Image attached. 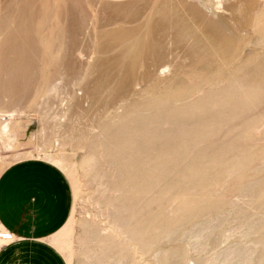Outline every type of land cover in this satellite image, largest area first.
I'll return each mask as SVG.
<instances>
[{"label":"rangeland","instance_id":"obj_1","mask_svg":"<svg viewBox=\"0 0 264 264\" xmlns=\"http://www.w3.org/2000/svg\"><path fill=\"white\" fill-rule=\"evenodd\" d=\"M0 156L68 264H264V0H0Z\"/></svg>","mask_w":264,"mask_h":264},{"label":"crops","instance_id":"obj_2","mask_svg":"<svg viewBox=\"0 0 264 264\" xmlns=\"http://www.w3.org/2000/svg\"><path fill=\"white\" fill-rule=\"evenodd\" d=\"M73 189L56 163L0 156V264H68L53 238L68 222Z\"/></svg>","mask_w":264,"mask_h":264},{"label":"snow or ice","instance_id":"obj_3","mask_svg":"<svg viewBox=\"0 0 264 264\" xmlns=\"http://www.w3.org/2000/svg\"><path fill=\"white\" fill-rule=\"evenodd\" d=\"M0 235H4L5 237H7V233H0ZM10 238V237H8Z\"/></svg>","mask_w":264,"mask_h":264},{"label":"bare ground","instance_id":"obj_4","mask_svg":"<svg viewBox=\"0 0 264 264\" xmlns=\"http://www.w3.org/2000/svg\"><path fill=\"white\" fill-rule=\"evenodd\" d=\"M4 26V25H3ZM103 84V83H102ZM105 85V84H104ZM101 87V86H100ZM96 88V87H95ZM106 88V87H105ZM110 94V93H109ZM3 239L0 238V243H2ZM4 242V241H3Z\"/></svg>","mask_w":264,"mask_h":264},{"label":"built area","instance_id":"obj_5","mask_svg":"<svg viewBox=\"0 0 264 264\" xmlns=\"http://www.w3.org/2000/svg\"><path fill=\"white\" fill-rule=\"evenodd\" d=\"M0 236H2V237H3V235H0ZM8 237H9V236H8V234H7V237H5V236H4V238H5V239H8Z\"/></svg>","mask_w":264,"mask_h":264}]
</instances>
